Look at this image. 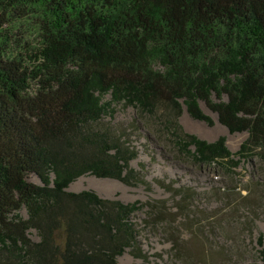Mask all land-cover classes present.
Returning a JSON list of instances; mask_svg holds the SVG:
<instances>
[{
	"label": "trees",
	"instance_id": "16d2710c",
	"mask_svg": "<svg viewBox=\"0 0 264 264\" xmlns=\"http://www.w3.org/2000/svg\"><path fill=\"white\" fill-rule=\"evenodd\" d=\"M201 102L248 133L235 153L185 132L184 111L213 125ZM118 106L137 117L117 122ZM139 121L197 164L264 169V0H0V264L147 260L143 204L68 190L84 175L143 183Z\"/></svg>",
	"mask_w": 264,
	"mask_h": 264
},
{
	"label": "rangeland",
	"instance_id": "374dc122",
	"mask_svg": "<svg viewBox=\"0 0 264 264\" xmlns=\"http://www.w3.org/2000/svg\"><path fill=\"white\" fill-rule=\"evenodd\" d=\"M201 107L213 119V125L195 120L184 111L180 124L185 132L208 142L225 137L228 148L235 153L248 133H231L203 102ZM135 117L137 110L133 107H117V122H130ZM139 124L142 129L134 143L138 157L131 166L143 172V183L129 186L118 180L84 175L68 188L72 192L94 190L102 198L143 204L132 220L147 260L134 256L128 249L118 257L117 264H261L258 243L264 235L261 162L257 158L242 160L232 170L197 164L180 155L157 128L149 129L142 121ZM31 180L38 182L34 176ZM171 188L189 189L193 196L183 201ZM150 204L161 209L149 212ZM177 237L183 245L173 243L171 238Z\"/></svg>",
	"mask_w": 264,
	"mask_h": 264
}]
</instances>
